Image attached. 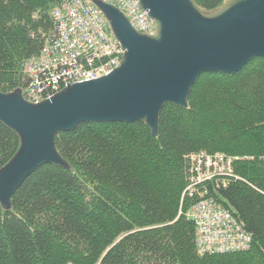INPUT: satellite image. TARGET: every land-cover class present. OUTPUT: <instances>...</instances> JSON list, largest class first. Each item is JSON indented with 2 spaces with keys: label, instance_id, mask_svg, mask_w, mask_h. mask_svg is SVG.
<instances>
[{
  "label": "trees",
  "instance_id": "obj_1",
  "mask_svg": "<svg viewBox=\"0 0 264 264\" xmlns=\"http://www.w3.org/2000/svg\"><path fill=\"white\" fill-rule=\"evenodd\" d=\"M62 1L0 0L1 93L21 87ZM193 2L209 13L224 0ZM55 142L69 170L39 167L0 208V264H264V59L200 75L187 110L163 107L157 138L142 123L79 124ZM17 148L0 124V169ZM197 153L237 159L238 179L208 195L251 236L249 250L197 253L181 212L195 203L181 194Z\"/></svg>",
  "mask_w": 264,
  "mask_h": 264
},
{
  "label": "water",
  "instance_id": "obj_2",
  "mask_svg": "<svg viewBox=\"0 0 264 264\" xmlns=\"http://www.w3.org/2000/svg\"><path fill=\"white\" fill-rule=\"evenodd\" d=\"M137 1L155 24L154 36L136 32L115 7L90 0L125 51L108 75L69 85L37 104L27 102L21 89L0 92V124L18 139L16 152L0 169L3 211L39 167L69 170L57 151V134L79 124L142 123L157 138L163 107L187 110L200 75H235L250 61L264 59V0H224L209 13L193 0Z\"/></svg>",
  "mask_w": 264,
  "mask_h": 264
},
{
  "label": "built area",
  "instance_id": "obj_3",
  "mask_svg": "<svg viewBox=\"0 0 264 264\" xmlns=\"http://www.w3.org/2000/svg\"><path fill=\"white\" fill-rule=\"evenodd\" d=\"M117 8L138 33L153 36L152 20L137 0H99ZM52 28L38 56L28 59L21 71L25 100L37 104L72 84L93 81L119 67L124 50L112 35L101 12L90 0H63L50 12ZM236 158L222 153L187 157L188 180L181 199L194 200L186 219L194 225L199 255H218L249 250L251 236L231 213L208 195V185L224 188L238 179Z\"/></svg>",
  "mask_w": 264,
  "mask_h": 264
},
{
  "label": "rangeland",
  "instance_id": "obj_4",
  "mask_svg": "<svg viewBox=\"0 0 264 264\" xmlns=\"http://www.w3.org/2000/svg\"><path fill=\"white\" fill-rule=\"evenodd\" d=\"M55 7H56V6H55ZM53 8H54V7H53ZM53 8H52V9H53ZM52 9H51V10H52ZM50 12H51V11H50ZM181 195H182V194H181ZM188 209H189V208H188ZM188 209H187L186 211H181V210H180V211L183 213V215H186V212L188 211Z\"/></svg>",
  "mask_w": 264,
  "mask_h": 264
}]
</instances>
